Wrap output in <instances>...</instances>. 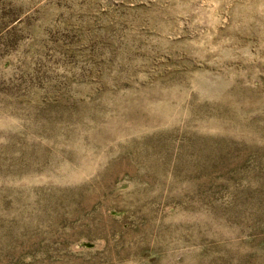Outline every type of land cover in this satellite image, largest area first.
Segmentation results:
<instances>
[{
    "label": "rangeland",
    "instance_id": "obj_1",
    "mask_svg": "<svg viewBox=\"0 0 264 264\" xmlns=\"http://www.w3.org/2000/svg\"><path fill=\"white\" fill-rule=\"evenodd\" d=\"M0 264H264V0H0Z\"/></svg>",
    "mask_w": 264,
    "mask_h": 264
}]
</instances>
